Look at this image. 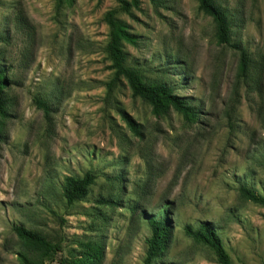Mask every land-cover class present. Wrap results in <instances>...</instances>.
Here are the masks:
<instances>
[{
  "label": "rangeland",
  "instance_id": "1",
  "mask_svg": "<svg viewBox=\"0 0 264 264\" xmlns=\"http://www.w3.org/2000/svg\"><path fill=\"white\" fill-rule=\"evenodd\" d=\"M234 18L232 41L218 44L213 19L198 0H168L120 14L140 39L126 45L130 64L167 80L198 120L170 111L157 117L113 78L105 14L117 0H0V59L10 69V117L0 147V264L41 263V251L14 231L23 225L61 246L56 260H76L79 242L101 248L94 264H146L150 217L168 208L172 239L152 264H219L186 232L210 222L233 264H264V207L241 198L245 184L264 195V0H217ZM22 15L30 24L18 22ZM44 99L47 116L36 103ZM121 112L139 127L134 133ZM92 172L85 200L68 206L67 176ZM113 198L118 206L105 204ZM104 202V203H103ZM74 250V251H73Z\"/></svg>",
  "mask_w": 264,
  "mask_h": 264
},
{
  "label": "trees",
  "instance_id": "2",
  "mask_svg": "<svg viewBox=\"0 0 264 264\" xmlns=\"http://www.w3.org/2000/svg\"><path fill=\"white\" fill-rule=\"evenodd\" d=\"M156 8H167L168 0H149ZM75 0H55L56 9L61 10L65 5H73ZM118 6L109 10L104 16V22L109 29V39L105 48V53L111 62L110 69L113 71V78L106 83L108 93L111 94L114 89L122 82L126 81L132 91L133 97L140 98L149 104L152 113L157 117L166 116L170 111H175L183 116L187 122L194 123L198 120L199 112L184 97L175 92V88L167 81L162 79H148L142 71L136 66L130 64L129 54L125 50L126 45L137 46L139 37L132 32L131 27L122 19L120 14L131 15L133 10H139L142 0H117ZM199 10L205 15L211 17L215 23V36L221 46H229L241 55L240 74L246 76L249 72L248 52L239 44L232 41L234 18L230 11L217 2V0H198ZM18 22L22 27L28 28L29 22L18 15ZM0 43H9L7 36L0 35ZM0 59V147L6 139L5 121L10 117L9 99L6 91L12 83L10 78V69ZM36 103L47 116L52 112L50 103L44 99H37ZM121 115L129 128L140 135L139 127L135 121L125 112ZM96 176L92 172H87L84 176H67L62 186V195L68 206H72L79 201H83L90 193V188L95 183ZM241 198L251 201L264 207V195L256 192L245 184L239 187ZM105 204L118 206V202L111 199L104 200ZM104 203V202H103ZM168 208L162 210L158 217H150L149 224L151 236L147 239L146 264H152L154 261L163 259L165 252L170 246L172 233L170 231V218L168 217ZM18 238L41 251V263L48 264L56 260L61 246L51 242L43 234L28 229L23 225L14 228ZM186 232L196 242L209 247L215 254L219 264H233L227 253L223 241L212 223L206 222L198 229L192 226L186 227ZM82 255L76 260L65 258L60 260V264H94L100 259L101 248L95 242H79ZM74 251V250H73ZM26 264H38L28 262Z\"/></svg>",
  "mask_w": 264,
  "mask_h": 264
}]
</instances>
